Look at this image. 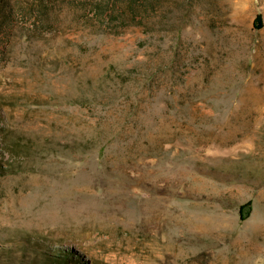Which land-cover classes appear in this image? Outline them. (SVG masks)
<instances>
[{
    "label": "rangeland",
    "instance_id": "374dc122",
    "mask_svg": "<svg viewBox=\"0 0 264 264\" xmlns=\"http://www.w3.org/2000/svg\"><path fill=\"white\" fill-rule=\"evenodd\" d=\"M0 264H264V0H0Z\"/></svg>",
    "mask_w": 264,
    "mask_h": 264
},
{
    "label": "trees",
    "instance_id": "16d2710c",
    "mask_svg": "<svg viewBox=\"0 0 264 264\" xmlns=\"http://www.w3.org/2000/svg\"><path fill=\"white\" fill-rule=\"evenodd\" d=\"M251 209H252V201L251 200H249L246 203L242 204L241 207H240L242 218H246L250 214Z\"/></svg>",
    "mask_w": 264,
    "mask_h": 264
},
{
    "label": "bare ground",
    "instance_id": "6f19581e",
    "mask_svg": "<svg viewBox=\"0 0 264 264\" xmlns=\"http://www.w3.org/2000/svg\"><path fill=\"white\" fill-rule=\"evenodd\" d=\"M251 2H252V1H251ZM255 5H256V4H255ZM255 5H254V6H255ZM252 8H253V7H252ZM252 8H251V9H252ZM254 9H255V8H254ZM250 11H251V10H250ZM247 13H248V12H247Z\"/></svg>",
    "mask_w": 264,
    "mask_h": 264
}]
</instances>
